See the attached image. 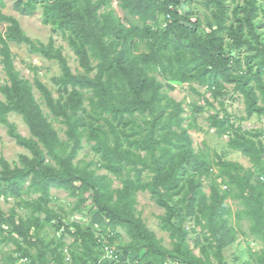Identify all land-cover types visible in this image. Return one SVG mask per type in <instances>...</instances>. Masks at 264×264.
I'll return each instance as SVG.
<instances>
[{
    "label": "trees",
    "instance_id": "trees-1",
    "mask_svg": "<svg viewBox=\"0 0 264 264\" xmlns=\"http://www.w3.org/2000/svg\"><path fill=\"white\" fill-rule=\"evenodd\" d=\"M111 1L14 0V10L21 15L41 9V23L66 41L79 74L71 71L52 37L46 44L34 42L15 18L0 12V22L7 24L0 32L5 76L0 79V125L31 154L20 155L19 165L12 167L0 158V198H12L18 208L30 212L23 218L14 209L8 215L0 210V244L11 243L17 254L9 263L49 264L51 255L53 264H65L62 239L45 243L40 238L55 221L56 231L69 233L78 243L80 251L70 252V264H113L114 259L101 260L98 249L103 242L94 225L109 228L111 237L117 229L127 235L128 245L120 248L121 255L115 254L118 264H225L223 250L241 233L228 225L231 199L241 207L235 219L247 220L249 235L262 245L260 251L249 252L250 261L264 264V142L256 132L241 131L228 117L215 115L210 125L218 136H228V148L241 152L252 170L221 156L210 160L194 151L189 130L195 125L189 121L183 126L185 109L167 94L175 85L196 84L218 100L231 86L233 94L243 97L247 117L264 118V44L255 21L259 13L264 18V0H244L232 11L234 21L225 0H203L207 8L213 7L206 25L192 19L186 0H117L134 20L127 24L113 10H104ZM223 34L229 38L227 46ZM10 44L25 45L30 54L57 62L61 73L51 79L57 99L36 77L33 84L20 77ZM242 49L248 51L242 59L232 56ZM33 88L49 115L64 127L65 140L44 115ZM189 108L191 114L201 111L195 104ZM9 114L21 118L29 138L17 132ZM86 144H91L97 161H75ZM213 167L219 169L225 189L210 179L207 195L202 181ZM97 170L106 174L97 175ZM108 176L121 187L111 190ZM52 188L76 199V206L93 203L88 227L68 224L49 207ZM24 192L38 197L23 201ZM138 192L150 193L164 210L159 229L168 234L171 249L137 217Z\"/></svg>",
    "mask_w": 264,
    "mask_h": 264
},
{
    "label": "rangeland",
    "instance_id": "rangeland-1",
    "mask_svg": "<svg viewBox=\"0 0 264 264\" xmlns=\"http://www.w3.org/2000/svg\"><path fill=\"white\" fill-rule=\"evenodd\" d=\"M203 0H186L187 10L191 13V17L200 19L203 25H206L207 20H212L211 11L213 7H206L203 4ZM227 3V13L229 19L234 21L232 16L233 9L244 3V0H225ZM105 11L113 10L115 16L118 17L123 23L127 24L129 22H134V20L122 11L118 6V1L113 0L110 3L109 8L104 9ZM0 12L3 15L11 16L15 18L25 33V35L34 42H40L46 44L50 37L53 38L55 47H60L62 49V54L66 58L71 71L74 74L81 73L78 63L72 51L69 49L66 41L57 33H52L49 26L43 25L41 23V9L38 8L31 15H21L14 10V0H0ZM257 32L260 35V40L264 44V18L261 13L255 18ZM7 24L0 22V32H3ZM164 27V21L161 19L159 23V28ZM224 43L227 46V41L229 38L223 34ZM10 50L14 57V67L19 73L20 77L28 80L33 84V80L36 77L46 88H48L52 94L53 98L57 99L58 94L56 88L51 83L53 77H57L61 73V69L57 62L48 61L40 56L30 54L28 48L25 45L10 44ZM248 53L247 50L242 49L241 51H233L232 56L243 58V56ZM264 72V68H263ZM0 79L5 80V76L2 71V66L0 64ZM192 88L195 90L193 91ZM231 86H226L228 95L218 100H214L210 92L206 90L205 87H197L196 84H183L175 85L174 88L167 92V94L175 99L177 102H181L185 113L183 116L188 117L184 122L185 126L189 121L195 125V128L189 130V134L192 139V146L195 152H201L208 155V159L216 160V156H221L224 160L233 161L238 163L243 167L244 170H252V166L248 159L243 156L241 152L232 151L228 148V136H218L217 131L214 127L210 125V119L212 116H218L219 118L228 117L235 126H240L241 131H248L250 133H257V139L264 142V118L252 115L247 117L245 112L244 99L237 94H233L231 91ZM33 94L36 101L40 104V107L47 116L49 122L52 123L54 129L58 132L61 140H65L64 127L54 120V118L49 115L47 108L44 105L40 94L35 88H33ZM219 101L223 102L224 105L221 106ZM195 104L201 107V111L191 114L190 105ZM87 105V102H85ZM8 121L15 125L17 132L25 137L29 138V132L21 121V118L15 114L8 115ZM85 144V142H84ZM91 144H86L85 148L78 153V157L75 161L82 160L85 162L97 161V158L93 155L90 150ZM20 155L31 157V154L24 148L16 145L15 141L8 137L7 129L5 126L0 125V158L5 159L12 167L13 164L19 165L18 158ZM97 175H105L106 172L103 170H97ZM145 180L150 179V175L144 173ZM110 180V189L115 190L121 187L119 181L115 180L112 176H108ZM210 179H214L217 183H220V188L225 189L222 180L219 178V169L213 167L208 179H203L202 186L204 192L208 195L210 192ZM255 183V179L252 180ZM50 196L53 198V202L49 204V207L54 210L55 213L61 215L68 224L78 223L83 227H88L91 222V211L93 203L88 200L84 205L76 206V199L70 198L68 194L62 190L55 188L50 189ZM38 195L32 194L31 192H24L21 196L23 201H31L36 199ZM227 204L232 210V216L229 219L228 225L236 227L241 230L238 232L237 239L235 242L223 250V257L225 264H253L249 259V252H258L262 249V245L258 240L249 235L248 227L249 223L247 220L237 221L234 217V213L241 207L237 201L231 199L227 200ZM14 209L19 217H28L30 212L25 208H18L15 205V201L12 198L4 200L0 198V210L3 214L8 215L10 211ZM135 211L137 217H139L148 230L153 232L156 238L161 242V244L167 249H171V243L168 238V234L162 232L159 229V216L164 214V210L159 208L150 193L148 192H138L136 193V204ZM40 219L43 215L39 216ZM55 221L47 225L43 232L40 233V238L49 243L53 238H61L64 242V262L65 264L72 263L70 252H79L80 249L77 247L74 238L66 232L56 231L54 228ZM192 226V224H187ZM93 230L97 231V236H99L100 241L103 242V247L98 249V253L102 259L112 261L113 264H118V260L115 258V254L121 255V247L128 245L129 239L125 232L121 229H117L113 232L114 236L110 234L109 228L103 229L100 226H93ZM244 233V234H243ZM110 237V238H109ZM109 243V245H108ZM111 243V244H110ZM111 248V249H110ZM15 247L11 244H0V264H10L8 261L9 257H17L14 251ZM34 251V250H32ZM193 253L198 255V249H193ZM49 264H53V256L48 255ZM23 260H18L14 264H25ZM167 264H172L166 262ZM135 264V263H134Z\"/></svg>",
    "mask_w": 264,
    "mask_h": 264
},
{
    "label": "built area",
    "instance_id": "built-area-1",
    "mask_svg": "<svg viewBox=\"0 0 264 264\" xmlns=\"http://www.w3.org/2000/svg\"><path fill=\"white\" fill-rule=\"evenodd\" d=\"M111 249V248H110Z\"/></svg>",
    "mask_w": 264,
    "mask_h": 264
}]
</instances>
